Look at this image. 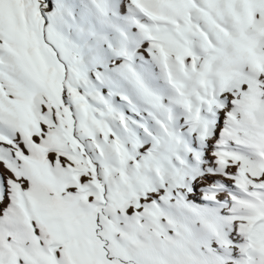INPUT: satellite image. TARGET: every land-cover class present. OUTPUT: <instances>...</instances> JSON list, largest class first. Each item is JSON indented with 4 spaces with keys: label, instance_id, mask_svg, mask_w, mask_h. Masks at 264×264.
<instances>
[{
    "label": "snow or ice",
    "instance_id": "6c2138e0",
    "mask_svg": "<svg viewBox=\"0 0 264 264\" xmlns=\"http://www.w3.org/2000/svg\"><path fill=\"white\" fill-rule=\"evenodd\" d=\"M0 264H264V0H0Z\"/></svg>",
    "mask_w": 264,
    "mask_h": 264
}]
</instances>
